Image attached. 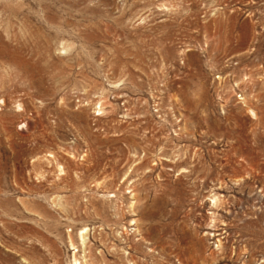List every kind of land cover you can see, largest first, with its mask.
I'll list each match as a JSON object with an SVG mask.
<instances>
[{"label":"rangeland","instance_id":"1","mask_svg":"<svg viewBox=\"0 0 264 264\" xmlns=\"http://www.w3.org/2000/svg\"><path fill=\"white\" fill-rule=\"evenodd\" d=\"M73 258L264 264V0H0V264Z\"/></svg>","mask_w":264,"mask_h":264},{"label":"bare ground","instance_id":"2","mask_svg":"<svg viewBox=\"0 0 264 264\" xmlns=\"http://www.w3.org/2000/svg\"><path fill=\"white\" fill-rule=\"evenodd\" d=\"M242 100H243V98H242ZM99 110L101 109V108H98ZM251 111V114L253 115V116H255V113H254V111L253 110H250ZM102 113V112H101ZM252 116V117H253ZM175 135H177V134H175ZM172 150V149H171ZM212 158H214V156H211ZM211 158V159H212ZM174 159V158H173ZM198 159V158H197ZM165 160V159H164ZM175 160H176V158H175ZM169 161V160H168ZM171 161V160H170ZM174 161V160H173ZM217 160L215 159L214 160V162H216ZM161 162V161H160ZM186 162H187V158H185V159H177L175 162H172L173 163V167H178V166H181L182 164H186ZM164 162H162V164H163ZM198 163H199V166L198 165H196V166H194V167H192L191 169H190V171L188 170H183V171H181V173H185V174H183V176H190L191 174H197L198 175V173H200L199 174V177L201 178H205L204 179V181L202 182V187H208L206 184L208 183V179L209 178H212V175L213 174H215V173H217L216 172V169L218 170V166H216L215 165V163H213V164H211V166L210 167H206V165H205V163L204 162H202L201 160H199L198 161ZM159 165H160V163H159ZM219 165H221V162L219 161ZM162 166V165H161ZM222 167V169H225V166H221ZM152 170V169H151ZM219 173H220V170H219ZM195 179V178H194ZM213 179V178H212ZM201 181V180H200ZM196 182H197V180H196ZM220 184H221V186H222V183L220 182ZM196 184H193V189L195 190V186ZM200 185V184H199ZM195 186V187H194ZM223 187V186H222ZM215 196H217V195H215ZM218 197V196H217ZM212 198V201H214V204H216L217 203V201L215 200V197H211ZM217 199V198H216ZM219 201V200H218ZM213 203V202H212ZM223 203V202H222ZM176 208V207H175ZM175 208H173V206H172V209L170 210V211H166L165 209H163L162 211H161V216L163 217V219H167L165 222H162V223H160L159 224V226H160V230H161V233H160V236L161 237H164V236H166L167 235V233H169V232H171V231H175V228H173V229H171V225H172V223H173V221H168V219H174V216L176 215V209ZM155 216H156V214H155ZM153 219V218H152ZM146 226H147V229L146 230H149L150 228H151V226H152V222H151V219L148 221V223L146 224ZM83 229V228H82ZM81 231V230H80ZM86 231H88V230H86ZM85 231L84 230H82L80 233H78V235H79V239H80V241L83 243V240H84V235H83V233H84ZM195 232V231H194ZM196 233V232H195ZM189 234L190 235H192L191 234V230L189 231ZM202 241V240H201ZM72 243V242H71ZM84 244V243H83ZM73 245V244H72ZM71 245V246H72ZM73 247V246H72ZM74 248V247H73ZM76 252V251H75ZM126 254H128V253H126ZM130 256V255H129ZM127 257V256H126ZM131 257V256H130ZM87 261V260H86ZM128 261V260H127ZM71 264H92V263H88V262H85L84 261V263H80V262H78V260L76 259V258H73L72 259V263Z\"/></svg>","mask_w":264,"mask_h":264}]
</instances>
